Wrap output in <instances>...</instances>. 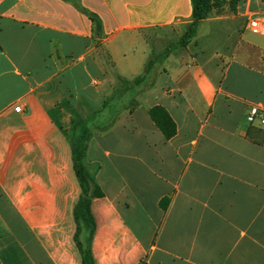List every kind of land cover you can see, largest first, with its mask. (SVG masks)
Returning a JSON list of instances; mask_svg holds the SVG:
<instances>
[{
    "label": "crops",
    "instance_id": "1",
    "mask_svg": "<svg viewBox=\"0 0 264 264\" xmlns=\"http://www.w3.org/2000/svg\"><path fill=\"white\" fill-rule=\"evenodd\" d=\"M192 14L191 0H0V264H82L72 154L82 116L100 125L85 157L104 193L91 206L95 264H264V130L245 121L264 109V36L247 28L264 0L212 19L240 29L221 77L189 44L153 87L114 96ZM155 106L177 124L168 141Z\"/></svg>",
    "mask_w": 264,
    "mask_h": 264
},
{
    "label": "trees",
    "instance_id": "2",
    "mask_svg": "<svg viewBox=\"0 0 264 264\" xmlns=\"http://www.w3.org/2000/svg\"><path fill=\"white\" fill-rule=\"evenodd\" d=\"M193 7L192 21L187 25L184 34L175 42H169L165 48L153 54L149 59L145 72L142 76L132 80L131 82L122 80L120 84L122 88H117L114 96L120 94L126 86H140L148 80L150 87L155 84V71L169 55L176 49L187 47L192 39L198 33L200 25L210 18L214 8L222 2V0H191ZM83 10V9H82ZM95 23V31L97 34L101 32L100 19L85 10H83ZM144 90V89H143ZM149 116L159 131L163 134L168 141L177 135V124L171 117L169 112L162 106H155L149 110ZM83 122L86 127L89 119ZM91 134L86 128L80 132V126L74 124V136L72 139V154L74 169L77 179L82 189L81 198L75 208V218L77 221V233L75 236L76 245L82 256V264H95L92 242L95 235L96 223L92 214V202L96 198H103L104 193L100 186L96 183L92 173L85 163L86 152L88 149V141ZM170 203L169 198H164L160 201V207L166 211Z\"/></svg>",
    "mask_w": 264,
    "mask_h": 264
},
{
    "label": "rangeland",
    "instance_id": "3",
    "mask_svg": "<svg viewBox=\"0 0 264 264\" xmlns=\"http://www.w3.org/2000/svg\"><path fill=\"white\" fill-rule=\"evenodd\" d=\"M239 1L240 0H222V2L214 8L210 16L211 21L207 23L206 27L204 26L198 29L196 37L192 39L189 45L190 52L200 63L206 66L209 72H214L216 66L219 67L218 70L220 71L215 73L219 77H221L220 72L226 62V59L232 55V51L237 44L240 29L238 27V30H236L232 23H224V21L218 22L212 19L237 15ZM242 22L245 29V19H242ZM186 29L187 25L182 27L179 30V36L176 39L173 37L174 39L171 41H165L161 45L158 43L155 46L153 54L161 52L167 43L177 41L184 34ZM84 121L85 119L83 116L75 121V124L80 126V132L86 128L89 130L90 134L98 131L97 127H100L99 123L92 125L88 124L85 127L83 125ZM92 171H94V169L90 170L93 175Z\"/></svg>",
    "mask_w": 264,
    "mask_h": 264
},
{
    "label": "built area",
    "instance_id": "4",
    "mask_svg": "<svg viewBox=\"0 0 264 264\" xmlns=\"http://www.w3.org/2000/svg\"><path fill=\"white\" fill-rule=\"evenodd\" d=\"M247 28L257 34L264 36V17L255 16L248 20ZM20 111V108H16ZM246 124L250 127L264 130V109L256 106L249 107L246 117Z\"/></svg>",
    "mask_w": 264,
    "mask_h": 264
}]
</instances>
